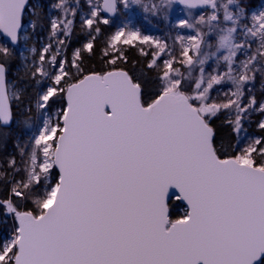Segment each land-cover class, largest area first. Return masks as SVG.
<instances>
[{"label": "snow or ice", "instance_id": "obj_1", "mask_svg": "<svg viewBox=\"0 0 264 264\" xmlns=\"http://www.w3.org/2000/svg\"><path fill=\"white\" fill-rule=\"evenodd\" d=\"M174 2L189 13L175 26L189 34L171 46L127 20L136 9L166 16ZM45 7L0 0V128L14 118L12 101L23 102L8 83L9 44L20 41L25 13ZM47 7L57 15L28 69L41 85L38 125L0 162V264H264V135L241 147L218 142L213 127L226 114L239 136L252 112L264 116L254 94L257 78L264 85V0H87L84 13L79 0ZM119 14L125 22L98 54L104 69L86 67L102 26ZM77 15L85 39L69 56ZM128 46L146 59L150 77L120 67ZM56 98L66 106L50 111ZM257 127L264 132V119Z\"/></svg>", "mask_w": 264, "mask_h": 264}, {"label": "trees", "instance_id": "obj_2", "mask_svg": "<svg viewBox=\"0 0 264 264\" xmlns=\"http://www.w3.org/2000/svg\"><path fill=\"white\" fill-rule=\"evenodd\" d=\"M52 0H44L43 3L47 4V2H50ZM76 1V0H72ZM251 3L255 5H259L260 0H251ZM47 9L45 7L43 14H39L36 16H32L33 21H35V27L34 31L42 36L45 34V32L48 30V21L49 16L47 15ZM25 22V19H24ZM104 29L103 33L97 38L96 40V51L97 56L91 58L89 61L86 62V67L88 68H95L97 71L104 69V65L101 63L99 59V51L103 47L104 42L107 38V36L113 32V27L111 26H102ZM80 21H77L75 23V32L72 37V45L68 49L69 56L71 55V48L76 47L79 44L84 42V35L80 32ZM139 47H143L142 45L137 44ZM129 47V51L127 52L128 55V62L126 64H121L120 67L124 68V70L129 71L131 75L134 77H143L145 75H150L149 73H146V59L142 56H140L137 48ZM12 55L9 58L8 64H9V73H8V83L16 84V89L23 91V102L22 104L13 100L12 101V111H13V121L10 127L0 128V133H2L7 138V147L6 151L0 149V162H2L4 159L7 158L9 154H16L15 149L13 148L14 142L19 139L21 142L27 139V135L31 132L34 123L36 122L37 118V110L35 108V98H36V92L38 91V85L29 79L30 72H28V69H24L22 65V59L20 56V53L17 49H11ZM151 58L150 55L148 57ZM135 61L136 63H133ZM110 70V69H108ZM27 73V75H26ZM146 92H150V89H146ZM29 100L33 101L32 103V114L31 119L28 120V123L25 124L24 121L26 119V112ZM66 106L65 101L56 98V103L52 105V109L50 111H54L57 108ZM226 114H223L219 116V118L215 119L213 122V127L217 129L218 137L217 140L219 142L220 138L223 137L226 143H231L233 145L237 144L238 136L235 133H232L231 129L224 124V121L226 120ZM257 120L253 122L250 126V130H252L255 134L258 136L264 135V132H262L257 127ZM17 159H19V156L17 155ZM5 193V189L2 183H0V196H3ZM182 205L174 207L171 209L173 212V217L176 218V214L182 211ZM0 220H2V217H0ZM8 225H11V219L8 220ZM0 226L3 228L4 231H6L4 225L0 223Z\"/></svg>", "mask_w": 264, "mask_h": 264}, {"label": "rangeland", "instance_id": "obj_3", "mask_svg": "<svg viewBox=\"0 0 264 264\" xmlns=\"http://www.w3.org/2000/svg\"><path fill=\"white\" fill-rule=\"evenodd\" d=\"M32 2L35 3V0H32ZM52 2L53 0L50 2H47V4L44 3L46 5V9L48 13L47 15L49 16V18L57 15L56 10L50 9L49 7H47V5H50ZM69 3L76 4L77 0L75 2L72 0H69ZM261 3H262V0H260L259 5ZM79 4L83 5V7L79 9V12L80 13L86 12L87 11V0H79ZM201 11L202 10L200 9H193L192 15L198 16L200 15ZM187 18H189V13L185 9V7L173 3L172 7L167 10L166 16L153 17L150 14L144 13L141 9H136L135 12L129 13L127 20L128 22L131 23L132 26L139 28L144 35L158 37L163 40H166L167 43L171 46L177 34L185 35V36L189 34L187 29H178L175 26L180 19H187ZM77 21H80L79 15H77L75 23ZM122 22H125L124 15L123 14L117 15L115 17L114 24L111 26L113 27V31L115 30L116 26H119ZM48 41H49V31L48 30L42 36L38 35L34 31L33 18L31 17V9H29V11L26 12V15H25V22H24L22 33H21L20 44L18 48H15L20 53V56L22 59V65L24 69H29L30 66L33 65L34 61H38L39 52L42 46L48 43ZM4 43H6V41L2 37H0V44H4ZM136 43L139 44V42H136ZM142 46L146 50L149 49L148 45H142ZM9 47L10 49H13L10 44H9ZM33 48L36 49L35 52L32 51ZM176 51L178 54L179 45H176ZM210 70L211 69H209V71ZM11 85H15L16 87V84L14 83ZM38 87H39L38 88V91H39L41 89V85H38ZM230 87H231L230 84L224 85L223 91H227L228 88ZM254 94L256 95L258 100H264V85L261 84L259 78H257L255 82ZM212 95L216 96L217 92L214 91ZM245 103H247V100H245ZM36 118H37V115H36ZM226 118H228L227 115H226ZM261 119H264V116H261L259 112H252L249 117H246L244 124H243L244 130L240 132L238 136V141H237V143H239L241 147L247 144L250 139L258 137L257 134H255L252 130H250V126L256 120L259 122ZM37 125H38V120H36V122L34 123L31 132L27 135V138L32 134V132L37 127ZM4 232L5 231L0 226V236H3Z\"/></svg>", "mask_w": 264, "mask_h": 264}, {"label": "water", "instance_id": "obj_4", "mask_svg": "<svg viewBox=\"0 0 264 264\" xmlns=\"http://www.w3.org/2000/svg\"><path fill=\"white\" fill-rule=\"evenodd\" d=\"M174 3H178V2H174ZM25 15H26V13H25ZM25 15H24V17H25ZM24 17H23V21H22V23H23V27H24ZM23 27H22V29L20 30V36H21L22 30H23ZM3 39H4V38H3ZM19 43H20V41H19L16 45H11V47H12V48H17V47L19 46ZM65 104H66V101H65ZM11 108H12V103H11ZM12 112H13V111H12ZM12 121H13V120H12ZM11 124H12V122H11ZM11 124H10L8 127H10Z\"/></svg>", "mask_w": 264, "mask_h": 264}, {"label": "flooded vegetation", "instance_id": "obj_5", "mask_svg": "<svg viewBox=\"0 0 264 264\" xmlns=\"http://www.w3.org/2000/svg\"><path fill=\"white\" fill-rule=\"evenodd\" d=\"M174 4H178V5H180V6H183L182 4H180V3H174ZM184 7V6H183Z\"/></svg>", "mask_w": 264, "mask_h": 264}]
</instances>
